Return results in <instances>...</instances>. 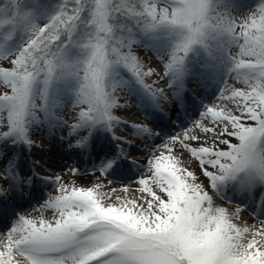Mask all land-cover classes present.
Masks as SVG:
<instances>
[{
  "label": "snow or ice",
  "instance_id": "1",
  "mask_svg": "<svg viewBox=\"0 0 264 264\" xmlns=\"http://www.w3.org/2000/svg\"><path fill=\"white\" fill-rule=\"evenodd\" d=\"M73 2L71 14L65 0L42 26L35 23L31 11L35 4L24 0L0 3V15L9 17L0 20V60L10 62V67H0V83L10 89L0 94V112L7 113L8 128L0 138L31 146L28 133L37 122L36 98L43 101L39 107L47 114L51 88L67 79L75 81L78 102L88 106L87 111L81 110L80 123L73 129L105 123L110 130L115 120L111 109L116 106L109 92L114 89L110 76L117 65L159 100L162 90L153 91L144 84L143 77L152 72L143 71L132 55V40L118 36L121 28L128 30L118 21H129L172 38L165 75L174 80L182 79L185 61L196 49L212 54L214 48L219 53L227 75L235 73L247 90L221 88L219 99L232 101L234 107H207L201 113L213 125L197 122V127L211 134L203 142L187 131L169 140L179 142L191 154L212 189L241 177L264 182V2L258 9L259 19L254 14L239 23L217 13L211 0ZM20 4L28 10L22 11ZM81 29L86 55L70 61L65 50ZM18 30L28 32L27 39L15 52L3 54V47ZM232 45L239 47L237 55L231 53ZM125 46L127 53L120 51ZM231 138L239 143H231ZM188 141L199 145L193 147ZM84 144L78 141L76 147ZM163 148L172 151L167 143ZM181 165L179 157L164 151L149 159L150 177L137 181L138 191L147 196L140 197L142 203L119 195L113 202L117 190L101 192L99 186L69 191L56 177L60 194L42 206L56 210L53 219L37 222L20 216L22 223L12 226L6 240L0 241V264H264V227L250 229L234 223L241 209L237 207L233 216L215 206L204 185L187 182L188 178L194 181L195 174ZM0 179L7 182L8 177Z\"/></svg>",
  "mask_w": 264,
  "mask_h": 264
},
{
  "label": "rangeland",
  "instance_id": "2",
  "mask_svg": "<svg viewBox=\"0 0 264 264\" xmlns=\"http://www.w3.org/2000/svg\"><path fill=\"white\" fill-rule=\"evenodd\" d=\"M211 1H213L212 7L217 13L228 18H236L237 23L254 14L259 19L258 9L260 4L264 2L262 0L259 4L249 6L243 11L235 9L232 11L225 5L224 8L215 6L216 0ZM47 20L49 18L44 13L35 15V23L38 26H42ZM21 34V41L24 42L28 37V32L21 30ZM157 34L167 36L163 32ZM134 43L136 44V42ZM159 45L160 48H157L156 51H149L145 45L131 46L132 55L142 65V70L148 71L150 69L152 72V75L143 77L144 84L149 85L153 91L162 90V96L159 100L153 98L143 86L137 88L139 95L133 96L123 80L114 82L117 69L110 76L114 89L109 88V92L113 95L116 105L111 109V114L115 118L114 122L117 123L114 130H111V134L118 136L115 142L121 150L122 157L126 160L119 158L117 168L113 167V161H103L99 156L101 153H103V156L105 151L112 153L111 146L105 145L104 141H100V145L97 142L93 143L89 152L91 160H93L91 163L83 157L85 151H87L89 139L97 135L90 136L91 132H95L93 125L73 129V125L80 123V116L77 117L76 114H80L81 110H85L88 106L83 107L84 104L78 102V89L75 81L67 79L73 81V83L68 84L67 96L65 97L63 94L59 96V91H55L53 94L56 109L61 110L63 108V110L57 116L54 112L53 115H49L52 120L60 121L56 126L57 131H55L60 132L61 136L52 134V131L50 132L47 128L41 129L42 127H39L40 119L45 116V112L39 107L42 101L37 97L35 100L37 104L35 110L37 122L32 128H29L28 133V138L32 142L31 146L22 141L13 143L12 140L8 141L7 137L0 138V178L8 177L7 182L0 179V196L4 199V206L8 204L13 209L12 211L19 212L20 216H24L26 219L37 222L41 218L52 220L56 210L46 206L42 208V206L60 194L58 192L60 184L65 185L69 191L73 187L95 188L96 186H99L98 190L101 192H111L112 189H116L117 191L112 197L113 202L116 195H119L128 199H136L138 203H142L140 197L144 195L147 199V196L146 193L142 194L138 191L141 186L137 181L141 178L148 179L150 177L151 173L147 168L149 159L153 156H159L160 152L164 151L165 155L179 157L182 161L181 166L186 167L188 171L195 174V180L188 178L187 182L204 185L215 206L224 207L228 214L233 216L237 207L241 209L240 219H234V223L241 227L247 225L250 229L264 227V182L241 177L221 183L220 190L217 188L212 189L207 179L199 171L198 162L192 158L191 154L184 150L179 142L173 144L169 140L170 137H182L187 131L190 135L199 137V142H203L205 137L211 134L205 133L202 128L197 127V122L203 124L204 127H212L213 125L211 120L201 117V113L207 107L213 106H222L226 109L233 108L232 101L219 99L221 88L247 90L246 86L235 78V73L227 75V66L220 63L219 53L208 55L205 61L198 63L200 65L199 73L190 72L192 78L183 85L184 96L187 97L189 93H192L197 98V102L186 104L182 108V114L186 111L189 116L181 120L175 106L177 104V93L179 92L177 88L175 90L174 79L165 75V64L170 60L171 50H169L167 44L161 41ZM7 51L5 48L2 49L3 54H6ZM231 53L237 55L239 47L232 45ZM9 66L10 62L8 60H0V67ZM206 69L208 70L206 71ZM80 75L83 76V73L80 72ZM224 80L227 81L226 84ZM210 87L212 88L210 89ZM5 91V86L0 83V94ZM229 94L230 92L225 93V95ZM49 96L53 99L51 94ZM163 97H167V99L165 100ZM178 103H180V99H178ZM157 104H159V107ZM188 107H193V109ZM151 112L155 113L157 120H153V115H150ZM168 115L171 116L166 118ZM163 118H166V121L170 123L168 132L164 131L166 126L162 124ZM249 123L254 126V122ZM105 125L108 127L107 124ZM145 127L149 131L142 130ZM102 129L104 128L100 127L101 132ZM6 131H8L7 113L0 112V133ZM99 138H102V134ZM78 141L85 144L76 147ZM199 142L188 141L193 147L198 146ZM230 142L239 143L235 138H231ZM165 143L171 147V153L163 148ZM220 147L226 150V146ZM20 150L22 161H18L19 157L17 158L18 154H16ZM25 150L29 154H23ZM15 165L19 166L20 171L13 174L11 170ZM101 167L105 171H102ZM73 168L77 170L75 173L72 171ZM56 177L60 178V184H57ZM13 178L17 179L18 184H13ZM123 189H128V191L125 193ZM153 190L157 192V195H162L157 189L153 188ZM24 192L26 194H28L27 192L31 193V197L29 198ZM217 194L220 195V199L216 197ZM26 198L31 200L29 208H25L27 205ZM164 198L166 199V196ZM239 199H242V201L240 202ZM14 203H16V207ZM6 222L8 225L5 226L3 231H0V241L6 240L7 233L12 226L22 223L19 222V216L18 218H9Z\"/></svg>",
  "mask_w": 264,
  "mask_h": 264
},
{
  "label": "trees",
  "instance_id": "3",
  "mask_svg": "<svg viewBox=\"0 0 264 264\" xmlns=\"http://www.w3.org/2000/svg\"><path fill=\"white\" fill-rule=\"evenodd\" d=\"M261 1L262 0H220V2H218V0H216L215 6H220V7L224 8V5H225V6L232 8V9H235L237 7V5L242 4L244 7L247 8L249 6H253V5L255 6L256 4L260 3ZM6 2H7V0H0V3H6ZM64 2H65V0H24V3H26V4H35V7L33 9H31L32 14L34 16L37 15L38 13H44L45 15L48 16L49 19L52 15L56 14L59 11L61 5ZM136 2L139 4L140 0H136ZM211 3H213V1H211ZM19 7L21 8L22 11L28 10L26 8L25 4H20ZM67 7L69 10V14H71V9H72V7H74L73 0H67ZM219 11H221V10H219ZM8 18L9 17L7 16V13L0 15V20L8 19ZM226 18H228V17H226ZM47 22H48V20H47ZM47 22H44V24ZM118 23L124 24L125 27L128 29L126 31L124 28H121L120 31L118 32V36H120L124 40L131 39L132 40L131 46L136 47L137 45L138 46H144L145 45L149 49V51H156L157 48H160L159 43L161 41L162 43L167 44L169 47V50H171V44L173 43V40L170 36H168V35L163 36V35L151 32V31H145L142 28L135 26L134 22L118 21ZM0 31H2V30H0ZM83 32H84V29H81L77 34H75V36H74L75 42L70 44L65 50L66 58L70 61L82 60L86 55L85 50L81 47V44L83 43ZM21 39H22L21 30H18L12 36V39H10L5 44V46L3 47V48L8 50L6 54H11L12 52H15L16 50H18V48L23 43L21 41ZM134 42H136V44ZM120 51L123 53H127L129 51V48L127 46L121 47ZM213 53H215L214 48H213ZM202 54L211 55V54H209L208 51H206L203 48L196 49L195 51H193L192 53L189 54V56L187 57L186 62H185V66L187 68V70H186L187 75H189L191 71H196L195 65H197L200 62L199 57ZM115 69H117L116 70L117 74L114 75L115 76L114 82H121L122 80L125 79V77L128 74H131L125 68L118 66V65L113 67L112 73H113V71H115ZM82 73L83 72L81 71V74ZM189 77L190 76H187V81L189 80L188 79ZM71 83H73L72 80H62V81L54 83L53 87L50 90L51 96H53L55 91H59V96H61V94L63 93V95L66 97L67 95L65 93L67 92V88L69 87L68 84H71ZM5 89H6V91H10V89H7L6 86H5ZM56 96H57V94H56ZM112 98H113V95H112ZM50 102L51 103H48L49 113L45 114V116L41 117L39 127H44L45 125H48V126H54V128L57 129L56 126H58L60 121L55 120V119L52 120L51 118H49V115L54 112L57 116L60 113V111L63 110V108L61 110L56 109L57 106H56V103H54V96H53V99L50 98ZM83 107H87V105L84 104ZM86 109L87 108H85V110ZM76 116L79 117L80 114H76ZM34 124L35 123H33L30 126V128H32V126H34ZM66 138H68V136ZM7 139L9 140V138H7Z\"/></svg>",
  "mask_w": 264,
  "mask_h": 264
},
{
  "label": "bare ground",
  "instance_id": "4",
  "mask_svg": "<svg viewBox=\"0 0 264 264\" xmlns=\"http://www.w3.org/2000/svg\"><path fill=\"white\" fill-rule=\"evenodd\" d=\"M171 115H172V114H171ZM171 115H168L166 118L170 117ZM166 118H165V119H166ZM155 119H156V118H155ZM165 119L163 118V121H164V122L166 121Z\"/></svg>",
  "mask_w": 264,
  "mask_h": 264
}]
</instances>
